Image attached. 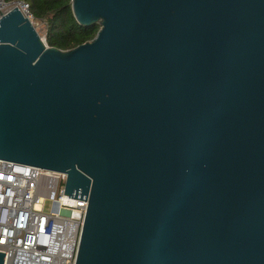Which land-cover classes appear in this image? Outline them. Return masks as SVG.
<instances>
[{"label": "water", "instance_id": "95a60500", "mask_svg": "<svg viewBox=\"0 0 264 264\" xmlns=\"http://www.w3.org/2000/svg\"><path fill=\"white\" fill-rule=\"evenodd\" d=\"M72 7L68 50L0 19V159L88 199L76 264H264V0Z\"/></svg>", "mask_w": 264, "mask_h": 264}, {"label": "built area", "instance_id": "2783aa9c", "mask_svg": "<svg viewBox=\"0 0 264 264\" xmlns=\"http://www.w3.org/2000/svg\"><path fill=\"white\" fill-rule=\"evenodd\" d=\"M37 19L25 0H0V19L14 8ZM43 24H47L42 20ZM45 42V38H42ZM67 174L0 159V251L4 264H76L88 199L65 196ZM57 198L60 213L44 211Z\"/></svg>", "mask_w": 264, "mask_h": 264}, {"label": "trees", "instance_id": "16d2710c", "mask_svg": "<svg viewBox=\"0 0 264 264\" xmlns=\"http://www.w3.org/2000/svg\"><path fill=\"white\" fill-rule=\"evenodd\" d=\"M11 1V0H7ZM34 17L46 21V43L62 50L72 49L93 39L100 24L81 25L73 12L72 0H25Z\"/></svg>", "mask_w": 264, "mask_h": 264}, {"label": "rangeland", "instance_id": "374dc122", "mask_svg": "<svg viewBox=\"0 0 264 264\" xmlns=\"http://www.w3.org/2000/svg\"><path fill=\"white\" fill-rule=\"evenodd\" d=\"M37 30L39 32V34L41 35L42 38H45L46 40V31H47V27L46 24L42 23V20H37ZM44 211L47 213H53V214H57L60 213L61 211V203L60 201L55 198H48L45 200V204H44Z\"/></svg>", "mask_w": 264, "mask_h": 264}]
</instances>
